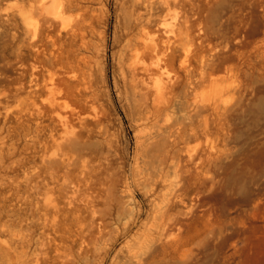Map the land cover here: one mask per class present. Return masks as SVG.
<instances>
[{
  "label": "rangeland",
  "instance_id": "obj_1",
  "mask_svg": "<svg viewBox=\"0 0 264 264\" xmlns=\"http://www.w3.org/2000/svg\"><path fill=\"white\" fill-rule=\"evenodd\" d=\"M31 1L0 0V264H264V0H184L142 24L134 0H87L50 36ZM161 35L193 83L180 69L172 109L147 116L129 37ZM164 114L173 136L147 154Z\"/></svg>",
  "mask_w": 264,
  "mask_h": 264
},
{
  "label": "bare ground",
  "instance_id": "obj_2",
  "mask_svg": "<svg viewBox=\"0 0 264 264\" xmlns=\"http://www.w3.org/2000/svg\"><path fill=\"white\" fill-rule=\"evenodd\" d=\"M85 1H87V0H33L29 3V6L23 5V7H21V9H22L23 15L26 18L33 17L34 15L37 16L38 22H34V27H33L34 36L38 35L39 33L41 34L44 32L48 36H50L52 34V32L55 31L57 28H59V29L66 28L67 23H68L69 18H70L69 12L74 11L76 9L77 10L85 9V6L83 5V3ZM178 2L183 3L184 0H134V4L137 5V7H139V11H137L135 13L136 22L139 24H142L145 20H149L151 17V14H150L151 10H153V9L165 8L167 6H170L173 3H178ZM143 8H145V9H143ZM38 19L41 20V22H42L41 25H40ZM188 22H189V20H188ZM83 29H84L83 22L78 19L74 22V24H72L70 26L68 31L75 38H78V37L83 38V31H84ZM161 36L164 37L163 35H161ZM156 39L157 38H154L153 40L147 41L145 38L140 37L138 39V38H134V37L130 36L128 45L131 47L132 52H130V54H129V57H128L129 63H128L127 67H128V74H129V78H130V82L132 84V87L135 89V92L138 93L139 97L144 101L145 108L147 109V112H146L147 116L150 114L151 115L154 114L156 116L160 115V117H161L162 112L165 111V109H168V107H170V106H169V103H167V104H164L162 107L159 104V103H161L159 101V99L160 98L162 99L163 98L162 96H164L168 92L170 94V92L174 89L175 84L177 83V81L180 77V71L179 70L180 69L183 70L186 74L187 82L185 85V89H187V90L190 87V84L193 83L190 78H192L194 76H192V68H191V65L189 63L190 58H188V56H190L191 54L190 55L185 54L183 56H180L179 58H176L174 51L170 52L172 50L171 49V43L172 42H169L170 41L169 38L164 37V39H162L163 40L162 42H159ZM195 39L192 38V40H195ZM214 56L215 55H213V58H214ZM177 59L179 61L178 71L176 70L177 72H173V74H172L168 70L166 77L160 78L158 76V74L162 70H167L168 65H171L174 67V63L176 62ZM123 61L124 60L122 59V62ZM202 61H203L202 65L208 64V62L206 63V61H204V60H202ZM65 67H66L65 73H70L72 70V67H70L69 65H65ZM123 67H125V65H123ZM123 69H125V68H123ZM170 71H171V69H170ZM172 71H174V70H172ZM205 72H206V70H205ZM125 74L124 75L127 76V73H125ZM66 84H67V86H66L67 89H69L70 88L69 83H66ZM188 93L189 92L187 91V95H188ZM164 97H166V96H164ZM163 99L165 100V98H163ZM146 113H144V114H146ZM169 114L171 115V112ZM164 115L166 116L167 114H164ZM59 117L61 118V120L67 119L66 114H64V113H59ZM170 118L166 116L165 121L162 120L163 122L160 121L161 123L158 120H156V122L157 121L159 122L157 124L158 125L157 130L155 132L150 133L146 138L143 137L144 139L141 137L138 138L139 145L145 146V151H146V152L144 151L145 153L150 154V152H151V154H152V151H156V153H157L159 151H162L164 149V147L167 146L166 142H168L167 141L168 137L170 138V136H173L172 131H171V126L169 125L170 124L169 123ZM144 146H143V148H144ZM154 156H155V154H154ZM162 156H161V158L163 159ZM193 156L189 157V158H193ZM149 162H151V161H149ZM142 164H144V163H142ZM139 165H141V164H139ZM136 167H139V166H136ZM143 168H142V170H143ZM164 213H165V211H164ZM161 216L164 220L166 219L165 218L166 214H163ZM165 222H167V221H165ZM163 224H165V223H163ZM69 261H67V259L63 260V264H67ZM140 261H141V259L139 260L138 254L136 252L135 253L132 252L130 254V256L125 260V264H141ZM31 263L25 261L23 264H31ZM110 264H116V256H114V258L112 259V262ZM146 264H151V263H146Z\"/></svg>",
  "mask_w": 264,
  "mask_h": 264
}]
</instances>
